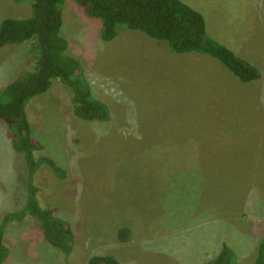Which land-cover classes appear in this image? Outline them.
Returning a JSON list of instances; mask_svg holds the SVG:
<instances>
[{"label":"rangeland","instance_id":"374dc122","mask_svg":"<svg viewBox=\"0 0 264 264\" xmlns=\"http://www.w3.org/2000/svg\"><path fill=\"white\" fill-rule=\"evenodd\" d=\"M201 12L208 34L257 67L235 80L214 58L176 54L143 32L121 27L110 42L102 21L74 0L62 6L66 55L76 58L107 122L73 112L59 79L26 105L34 159H52L33 179L43 208L66 221L69 255L34 218L7 226L3 264H209L223 243L237 264H254L264 237V0H182ZM32 16V2L0 0V25ZM35 42L0 44V93L33 70ZM24 155L0 120V224L28 194ZM130 231L126 242L121 229Z\"/></svg>","mask_w":264,"mask_h":264},{"label":"trees","instance_id":"16d2710c","mask_svg":"<svg viewBox=\"0 0 264 264\" xmlns=\"http://www.w3.org/2000/svg\"><path fill=\"white\" fill-rule=\"evenodd\" d=\"M17 3L25 0H15ZM65 0H31L32 16L29 19H5L0 25V44L35 42L39 48L33 70L10 82L0 93V120L9 122L12 145L23 154L28 170V194L24 206L5 215L0 224V264L9 257L4 242L7 226L22 222L27 217L36 219L43 227L45 239L66 255L72 250L67 234L66 221L51 208H43L38 200L35 173L48 166L59 178L66 172L52 159H34L35 144L26 114L27 103L45 94L59 79L71 90L74 114L83 120L107 122L108 106L95 98L92 88L82 76L80 62L66 55L67 41L61 35L63 26L62 6ZM86 9L88 16L102 21V39L110 42L121 27L143 32L157 42L166 43L176 54L196 53L214 58L235 80L250 83L261 79V73L250 62L238 56L231 48L208 34L204 15L182 0H74ZM130 231L123 228L119 240L126 242ZM88 264H121L114 258L93 256ZM209 264H237V255L227 243ZM254 264H264V237L260 243Z\"/></svg>","mask_w":264,"mask_h":264},{"label":"crops","instance_id":"0c3cea01","mask_svg":"<svg viewBox=\"0 0 264 264\" xmlns=\"http://www.w3.org/2000/svg\"><path fill=\"white\" fill-rule=\"evenodd\" d=\"M7 85H8V84H7ZM7 85H6V86H7ZM6 86H5V87H6Z\"/></svg>","mask_w":264,"mask_h":264}]
</instances>
